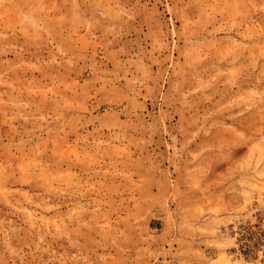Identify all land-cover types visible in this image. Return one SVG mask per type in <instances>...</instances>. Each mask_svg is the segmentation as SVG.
<instances>
[{
  "label": "rangeland",
  "instance_id": "rangeland-1",
  "mask_svg": "<svg viewBox=\"0 0 264 264\" xmlns=\"http://www.w3.org/2000/svg\"><path fill=\"white\" fill-rule=\"evenodd\" d=\"M0 264H264V0H0Z\"/></svg>",
  "mask_w": 264,
  "mask_h": 264
}]
</instances>
